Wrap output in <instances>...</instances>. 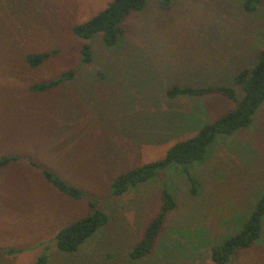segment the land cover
Instances as JSON below:
<instances>
[{
    "label": "rangeland",
    "instance_id": "1",
    "mask_svg": "<svg viewBox=\"0 0 264 264\" xmlns=\"http://www.w3.org/2000/svg\"><path fill=\"white\" fill-rule=\"evenodd\" d=\"M110 1L0 0V157L11 158L0 167V264H215L211 248L241 228L264 194V101L247 126L217 134L203 160L170 163L120 195L111 188L119 174L162 158L236 107L243 92L235 75L264 50V0L250 8L247 0H147L122 20L113 45L99 32L87 40L73 32ZM49 51L57 52L28 65V54ZM174 85L230 86L236 98L170 97ZM43 169L83 195L59 192ZM163 188L176 206L152 250L132 259ZM95 209L107 222L75 251H60L56 233ZM227 264H264V216L260 236Z\"/></svg>",
    "mask_w": 264,
    "mask_h": 264
},
{
    "label": "trees",
    "instance_id": "2",
    "mask_svg": "<svg viewBox=\"0 0 264 264\" xmlns=\"http://www.w3.org/2000/svg\"><path fill=\"white\" fill-rule=\"evenodd\" d=\"M147 0H111L107 6L90 19L73 26V32L84 40L99 32L103 36L106 45H113L122 33V20L131 12L144 7ZM250 0L246 6L250 8ZM57 51L28 54L27 63L31 67L39 65L43 60ZM81 58L89 62L92 58L91 49L84 42L80 49ZM74 70L69 69L60 77H71ZM57 80L33 84L32 90H44L59 83ZM235 81L242 89V96L237 101L236 107L212 122L203 125L197 134L185 140L178 141L170 146L165 155L152 162L133 167L116 176L111 181L112 192L116 195L124 193L130 186L158 174L170 163L188 165L195 161L203 160L207 146L214 140L217 134H230L235 130L247 126L257 107L264 101V50L260 51L258 62L252 68H245L235 75ZM217 92L228 98L235 99V90L230 86H177L170 87L168 96L179 94L201 95ZM10 157H0V167L6 166ZM43 177L59 192L73 198H80L83 191L63 180L57 174L48 169H43ZM192 180V179H191ZM194 182V180H192ZM194 188V187H193ZM194 190V189H193ZM176 206L175 199L165 189L162 190V203L158 214L149 222L143 231L140 240L133 246L130 257L137 259L148 254L155 243V239L162 229L168 212ZM264 216V194L256 201L248 219L233 235L228 236L220 244L211 248L210 257L215 264H227L232 254L238 248L249 247L261 234V221ZM107 222V215L100 209H95L90 214L64 226L56 233V247L62 252L75 251L78 246L97 229ZM44 257H39L37 263L43 264Z\"/></svg>",
    "mask_w": 264,
    "mask_h": 264
}]
</instances>
